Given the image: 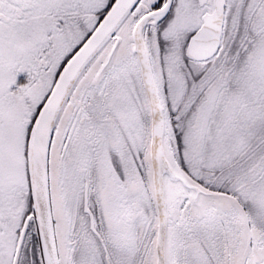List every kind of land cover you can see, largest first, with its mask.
Wrapping results in <instances>:
<instances>
[{"label":"snow or ice","instance_id":"6c2138e0","mask_svg":"<svg viewBox=\"0 0 264 264\" xmlns=\"http://www.w3.org/2000/svg\"><path fill=\"white\" fill-rule=\"evenodd\" d=\"M0 264H264V0H0Z\"/></svg>","mask_w":264,"mask_h":264}]
</instances>
